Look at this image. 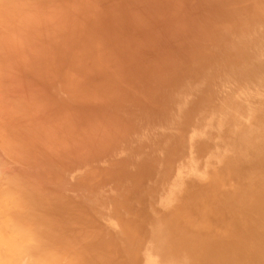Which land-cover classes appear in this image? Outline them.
<instances>
[{"label": "rangeland", "instance_id": "374dc122", "mask_svg": "<svg viewBox=\"0 0 264 264\" xmlns=\"http://www.w3.org/2000/svg\"><path fill=\"white\" fill-rule=\"evenodd\" d=\"M0 89V264H193L259 218L264 0H0Z\"/></svg>", "mask_w": 264, "mask_h": 264}, {"label": "bare ground", "instance_id": "6f19581e", "mask_svg": "<svg viewBox=\"0 0 264 264\" xmlns=\"http://www.w3.org/2000/svg\"><path fill=\"white\" fill-rule=\"evenodd\" d=\"M11 147L14 149L13 145L10 146V148ZM257 185L258 186L264 185V178L261 177L260 180L257 182ZM8 192H10V191H8ZM8 192H6V193H8ZM20 205H21V203H20ZM28 205L30 206L29 203H28ZM28 205H26V206L29 207ZM251 205H253V203H251ZM27 207H26V209H28ZM12 209H13V207H12ZM19 209H20V207L17 210L20 211ZM253 209L255 211L260 212L259 218L256 219L254 225L246 226L242 232L238 231L236 233V235L234 236L233 240H229V241L208 240V241H205L203 243L195 244L193 249L186 250V251H188L187 254H189V257H191V258L196 254L198 255L197 259H193V264H264V195L261 196L260 199H258L254 203ZM22 211H24V210H22ZM24 212L27 213L26 210ZM13 213H15V212L13 211ZM15 215H17V214H15ZM9 216H12V215H9ZM22 219H24V218H22ZM28 219L29 218H27V222H28ZM29 222H30V220H29ZM259 222H261V226L257 227ZM25 223L26 222H24L23 225L21 223V225H22L21 229L24 228V230H22L23 232L26 231L25 228L30 227L29 223H28L29 226L25 225ZM30 224H33V223H30ZM34 227H33V229H35ZM39 228L42 230L41 227H39ZM36 231H37V229H36ZM36 236H38V235H36ZM37 240H36V242H37ZM230 241H231V243H230ZM40 245L43 248V250L45 251L46 250L45 249L46 244L42 243ZM24 249L26 250L25 247H24ZM27 251H28V249H27ZM45 252L47 253L48 251H45ZM30 256L31 255L27 254L26 257H30ZM43 256H45V255H43Z\"/></svg>", "mask_w": 264, "mask_h": 264}]
</instances>
